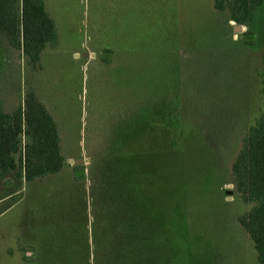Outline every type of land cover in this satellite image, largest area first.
Returning a JSON list of instances; mask_svg holds the SVG:
<instances>
[{"label": "rangeland", "instance_id": "1", "mask_svg": "<svg viewBox=\"0 0 264 264\" xmlns=\"http://www.w3.org/2000/svg\"><path fill=\"white\" fill-rule=\"evenodd\" d=\"M45 2L58 44L36 66L0 34V111L34 91L65 164L0 184V264H114L129 222L144 264H258L232 166L264 109V3L242 26L214 0Z\"/></svg>", "mask_w": 264, "mask_h": 264}, {"label": "trees", "instance_id": "2", "mask_svg": "<svg viewBox=\"0 0 264 264\" xmlns=\"http://www.w3.org/2000/svg\"><path fill=\"white\" fill-rule=\"evenodd\" d=\"M263 3L264 0H214V7L229 11L230 21L247 26L253 23L255 12ZM0 34L10 47L21 49L32 66L39 63L43 51L58 44L56 23L44 0H0ZM21 137L25 143L17 161ZM64 164L57 124L34 91L27 92L24 107L13 114L0 111V184H8V175L15 171L18 177L31 182L61 172ZM232 177L243 202L252 205L239 217V223L254 244L258 264H264V109L243 139ZM139 224L121 225L114 242L109 236V244L117 243L110 254L112 263H145L140 257V252L146 251L145 243L133 235L145 229L143 223Z\"/></svg>", "mask_w": 264, "mask_h": 264}, {"label": "crops", "instance_id": "3", "mask_svg": "<svg viewBox=\"0 0 264 264\" xmlns=\"http://www.w3.org/2000/svg\"><path fill=\"white\" fill-rule=\"evenodd\" d=\"M45 1V0H44ZM46 3V2H45ZM46 9H47V12L49 13V11H48V7H47V5H46ZM49 15H50V13H49ZM51 16V15H50ZM52 17V16H51ZM53 18V17H52ZM54 19V18H53ZM55 20V19H54ZM56 23V22H55ZM56 27H57V25H56ZM57 31H58V28H57ZM113 51H114V49H113ZM125 56H128L127 58H125ZM128 61V60H130V54L127 52L126 54H124V55H120V54H117L116 52H115V54H113V61L114 62H117V63H119V62H123V61ZM55 120V119H54ZM55 122H56V120H55ZM56 124H57V122H56ZM57 127H58V124H57ZM58 131H59V127H58ZM59 134H60V132H59ZM61 137V136H60Z\"/></svg>", "mask_w": 264, "mask_h": 264}, {"label": "water", "instance_id": "4", "mask_svg": "<svg viewBox=\"0 0 264 264\" xmlns=\"http://www.w3.org/2000/svg\"><path fill=\"white\" fill-rule=\"evenodd\" d=\"M235 29H236V30H238V29H239V27H235Z\"/></svg>", "mask_w": 264, "mask_h": 264}]
</instances>
